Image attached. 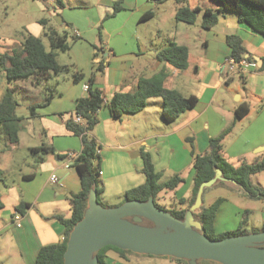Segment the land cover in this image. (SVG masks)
<instances>
[{
  "label": "crops",
  "instance_id": "0c3cea01",
  "mask_svg": "<svg viewBox=\"0 0 264 264\" xmlns=\"http://www.w3.org/2000/svg\"><path fill=\"white\" fill-rule=\"evenodd\" d=\"M45 1L48 3L45 8L66 22V27L50 26L60 33L69 27L63 16L65 10L81 7L74 0H64L63 7H57L54 0ZM76 1L85 3L83 0ZM167 1L170 2L169 14L162 9ZM96 5L98 22L115 21L106 25L108 37L102 36L99 31V38H85L81 27L76 28L72 35L67 30L71 39L70 48L58 51L57 60L61 65L69 66V72L50 73L40 81L29 78L9 83L4 69L0 67V100L7 88H13L19 103L16 113L21 117L19 143L12 145L4 136L0 145V196L3 203L0 208V264H34L42 246L58 243L64 238L65 227L53 216H71L69 197L81 190V178L75 164L66 167L65 157L59 158L56 153H80L83 148L81 137L69 129L68 123H77L76 102L88 95L84 85L89 84L94 74V86L103 92L107 100L118 92H134L141 77H152L162 69L168 73L164 82L167 88L176 89L184 96L195 95L198 98L193 108L171 122H166L162 116L163 100L160 97L150 98L141 111L124 113L120 117L113 116L110 108L103 106L97 113L98 125L91 132L100 145L101 177H109V174L110 177L119 176V170L130 165L131 157L148 152L155 169L162 173L163 178L170 169L185 179L176 188L179 199L177 208L180 210L186 208V202L192 197L194 171L191 167L195 155L208 152L210 140L225 129L232 126L223 140L222 150L232 164L239 165L242 161L252 163L264 153L262 33L241 22L234 12L217 11L219 5L213 0H96ZM182 5L200 8L194 23L176 19L177 10ZM115 7H119V10L115 11ZM207 8L217 11V22L211 28L202 26ZM151 10L154 15L143 19ZM106 15L112 17L107 19ZM38 23L48 25L49 19L41 18ZM6 26L10 27V24L0 19V31ZM22 28L21 31L18 27L13 28L16 33L13 37L0 35L1 47L11 49L3 53L20 47L29 34L41 37L40 27L36 29L25 25ZM228 35L241 38L245 49L243 56L254 59L259 65L258 70H250L245 75H232L223 68L225 58L232 54L226 40ZM171 42L187 46L189 59L186 69H177L157 59V52ZM95 46L100 49L97 51ZM100 62L104 65L103 70L97 71ZM75 73L82 74L83 78L76 80ZM48 89L53 95L46 102ZM23 94H28L25 102L20 101ZM37 94L41 96L38 98ZM23 105L30 112L18 113V107ZM242 105H247L249 111L245 116L236 118L235 111ZM32 106L35 107L34 115ZM114 143H118L116 148L121 151L116 152L118 160L111 172L104 161L102 166L101 145L111 147ZM152 144L156 145L154 150ZM40 147L55 151H32ZM163 151L169 161L158 167L153 152L160 155ZM137 165L141 167L140 163ZM261 173L264 174V171ZM53 174L59 177L60 182L51 181ZM256 185L264 187L260 177ZM227 202L228 198L224 197L215 218V230L219 233L238 228L230 229L223 225L226 213L224 205ZM21 203L25 209L24 212L19 211L22 226L17 227L12 218ZM244 211L248 212L249 209L245 208ZM117 255L120 256L116 251L109 250L106 257L108 264ZM126 255L125 259H129Z\"/></svg>",
  "mask_w": 264,
  "mask_h": 264
},
{
  "label": "trees",
  "instance_id": "16d2710c",
  "mask_svg": "<svg viewBox=\"0 0 264 264\" xmlns=\"http://www.w3.org/2000/svg\"><path fill=\"white\" fill-rule=\"evenodd\" d=\"M57 7L65 5L64 0H54ZM162 1V0H157ZM182 2V0H177ZM219 5L217 11H230L237 14L238 19L259 31L264 35V0H213ZM119 7H115L118 11ZM199 7L192 9L189 6L182 5L178 8L176 19L179 21L194 23L197 18ZM217 11L207 8L204 10L202 26L211 28L217 22ZM154 11H149L143 19L151 18ZM50 42V50H47L43 39L40 36L29 34L21 46L14 48L11 52L0 55V67L4 69L9 83L18 80L34 78L38 81L45 76L53 73L60 74L70 71L67 65H61L57 60L58 51H66L70 48L69 36L67 30L62 33L55 29L48 28L44 32ZM227 43L232 48V54L243 56L245 49L242 46L241 38L238 35H228ZM98 51L100 48L95 46ZM97 53H95V57ZM157 59L167 62L177 69L184 70L188 67L189 51L187 46L171 42L157 52ZM103 63L100 62L97 71L103 70ZM96 71V72H97ZM167 70L162 69L152 77H141L137 89L134 92H118L110 100L104 101L103 92L94 86L95 74L89 79L88 95L81 97L76 102L75 114H80L87 120V126L79 125L70 121L68 127L82 139L83 148L74 162L81 178V190L70 195L71 216L66 218L63 215H55L61 224L64 225V238L58 243H51L40 248L34 264H64V254L67 249V243L73 227L83 218L88 207V198L92 190L97 193V199L101 203L104 193V186L100 179L99 171L100 154L98 149L100 145L91 135V131L98 124V111L103 106H108L115 117H120L124 113L134 114L141 111L148 103L150 98L160 97L163 100L162 116L166 122L176 120L183 112L193 108L198 101L197 96H184L176 89L167 88L164 84L167 78ZM75 79L83 78L80 73H75ZM49 90L46 97L48 102L53 95ZM18 101L13 94V88H7L5 95L0 100V132L7 137L10 144L19 143L20 121L21 117L17 115L16 109ZM35 107L32 106L34 115ZM249 107L242 105L235 111L236 118L245 116ZM232 130V126L225 129L219 136L210 140V149L204 154H197L193 160L194 186L190 206L194 204L199 187L202 183L210 181L216 175L219 169L226 181L233 182L243 189L244 193L251 198L264 200V187L254 184L252 177L264 171V153L254 162L242 161L239 165H234L228 161L223 154V140ZM40 150H51L53 148L40 147L32 149L33 152ZM59 158L65 157L56 153ZM143 157L142 172L145 175V182L137 187L131 188L124 193L123 202L131 199L147 201L153 197L155 203L171 212L177 218L183 220L188 208L180 210H168L158 203V198L164 190H175L185 179L176 174L170 179L162 181V173L155 169V165L150 153L145 152ZM2 173L0 172V180ZM219 182V181H218ZM217 184V183H216ZM214 184L212 187H216ZM218 186V185H217ZM210 187H206L203 193V204L194 212V217L201 223L200 232L208 235L210 238L217 239L226 236L240 235L250 233L244 226L247 218H243L237 229L218 234L215 230V218L223 198L216 199L211 205L205 206L204 194ZM184 202V199H181ZM186 201V200H185ZM23 203L17 206V210L24 212ZM189 206V207H190ZM3 207L0 196V208ZM264 230V226H263ZM109 250H114L121 257L126 258V254L132 253L131 250H124L113 245H107L96 252L99 264H108L106 257ZM177 264H189L187 259L173 257Z\"/></svg>",
  "mask_w": 264,
  "mask_h": 264
},
{
  "label": "water",
  "instance_id": "95a60500",
  "mask_svg": "<svg viewBox=\"0 0 264 264\" xmlns=\"http://www.w3.org/2000/svg\"><path fill=\"white\" fill-rule=\"evenodd\" d=\"M218 179L225 180L219 169L213 179L200 185L183 220L158 206L153 197L147 201L131 199L106 208L92 190L83 218L70 233L64 264H99L95 254L107 245L139 254L187 259L190 264L199 259L220 264H264V230L217 239L200 232L201 223L194 212L203 203L205 188ZM144 219L154 226L143 225Z\"/></svg>",
  "mask_w": 264,
  "mask_h": 264
},
{
  "label": "rangeland",
  "instance_id": "374dc122",
  "mask_svg": "<svg viewBox=\"0 0 264 264\" xmlns=\"http://www.w3.org/2000/svg\"><path fill=\"white\" fill-rule=\"evenodd\" d=\"M83 1L85 3H82V1L74 0L73 2L77 5H81V7L68 8L67 10H65L63 16L69 24V27L66 28V30H68L72 35L76 28L81 27L82 30H84L85 38H99V31L101 32L102 36L108 37V35L106 34V25L114 23L115 20L110 19L107 21L104 20L98 22V7L96 5V0ZM169 3L170 2L167 1V3L162 6L163 11L167 14L170 13V9L168 6ZM47 4L48 3H46L45 0H0V19L10 24V27H3L2 31H0V35L3 34L7 37H13V35L16 34L13 31V28L15 29L18 27V30L21 31V29H23L22 27L25 25H31L36 29L40 27V34L44 41V44L48 49H50L49 39L47 36H45L44 32L48 30V28H50V26L52 25L55 27H66V22H63L60 17L50 13L45 8L47 7ZM105 17L109 19L112 16L110 17L106 15ZM41 18H48L49 24L40 25V23H38V20ZM37 24L39 25V27H37ZM1 40L2 37H0V41ZM68 40L70 42L71 39L69 38ZM6 42L10 43L9 40H6ZM10 50L11 49L5 50L0 45V55L5 51ZM48 94L49 90H47L46 95ZM27 96L28 94L21 95L20 101L25 102L27 100ZM37 96L39 98L41 95L39 96L37 94ZM26 112L30 111L25 107V105L18 107V113ZM156 120L158 119L156 118ZM99 128H101V126ZM3 137L4 135L0 132V145L3 144ZM101 146L102 166L104 161V165L106 164L109 167V170L113 172L114 166L116 165V162L118 160V153L116 152L121 151L116 148L118 146V143H114V145H111V147H106L105 145ZM155 146V144H152L151 148L154 150ZM153 154L158 167H160L163 163L169 161V157L166 155L165 151H163L160 155H156L154 152ZM129 163L130 165L128 167H122V169L119 170V173L117 174L119 176L110 177L109 174V177H101L100 175V179L104 186V193L101 199V204L104 207L111 208L121 205L122 203H124V192L145 182V175L142 172L144 166L143 157H131ZM139 163L141 167H138L137 164ZM168 170L169 171L165 172L164 178L162 176V181L168 180L175 175V173L172 172L174 170ZM261 174L262 173H259L252 177L254 184H258L259 177L260 182L264 184V174ZM216 183V187H210V189L205 192L204 204L205 206H209L218 198H228V202L224 205V211H226V213L224 212L225 216L223 218V225L227 226V228L233 229L239 226L243 218H247L245 227L250 231V233L262 231L264 226V200L251 197L249 198L247 194H244L243 189H241L240 186L233 182L226 181L224 179H218ZM180 194H182L181 191ZM158 203L168 210H179L177 208V206L179 205V199L177 198L176 189L164 190L163 192H161L160 197L158 198ZM186 203V208L189 209L191 207V201H188ZM245 208L249 209V211L245 212ZM142 224L146 226H154V223L148 219H144ZM216 232L220 234L218 231ZM128 257L129 259H125L117 255V257L115 256L111 258L110 264H177V261L173 258V256L139 254L132 252L128 253ZM11 264H16V262H12ZM196 264L220 263L207 259H199L196 261Z\"/></svg>",
  "mask_w": 264,
  "mask_h": 264
},
{
  "label": "built area",
  "instance_id": "2783aa9c",
  "mask_svg": "<svg viewBox=\"0 0 264 264\" xmlns=\"http://www.w3.org/2000/svg\"><path fill=\"white\" fill-rule=\"evenodd\" d=\"M223 68L227 69L230 74L234 75H245L247 73L250 72V70H258L259 69V65L258 63L254 60V59H250L249 57L246 56H236L234 54H229L223 63ZM84 88L86 90L89 89V84H85ZM104 101H107V98L105 97V95H102ZM75 121L79 124H82L83 126H87V120L81 116L80 114H76L75 116ZM98 154H100V149H98ZM79 156V153L70 151L68 153H66L65 155V166L66 167H70L72 164H74V162L76 161L77 157ZM99 174L102 175V171H99ZM51 181L53 183H57L60 182L59 177L56 174H53L51 176ZM13 222L16 224L17 227H21L22 226V214L17 211L14 213L13 215Z\"/></svg>",
  "mask_w": 264,
  "mask_h": 264
}]
</instances>
